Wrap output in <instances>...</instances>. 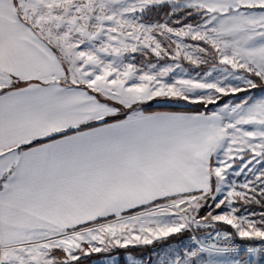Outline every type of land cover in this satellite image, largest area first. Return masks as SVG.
<instances>
[{
  "label": "snow or ice",
  "instance_id": "1",
  "mask_svg": "<svg viewBox=\"0 0 264 264\" xmlns=\"http://www.w3.org/2000/svg\"><path fill=\"white\" fill-rule=\"evenodd\" d=\"M0 264H264V0H0Z\"/></svg>",
  "mask_w": 264,
  "mask_h": 264
},
{
  "label": "trees",
  "instance_id": "2",
  "mask_svg": "<svg viewBox=\"0 0 264 264\" xmlns=\"http://www.w3.org/2000/svg\"><path fill=\"white\" fill-rule=\"evenodd\" d=\"M176 110H179V109H176Z\"/></svg>",
  "mask_w": 264,
  "mask_h": 264
}]
</instances>
